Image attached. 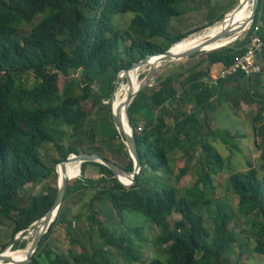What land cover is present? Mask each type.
Wrapping results in <instances>:
<instances>
[{
  "label": "trees",
  "instance_id": "trees-1",
  "mask_svg": "<svg viewBox=\"0 0 264 264\" xmlns=\"http://www.w3.org/2000/svg\"><path fill=\"white\" fill-rule=\"evenodd\" d=\"M126 13L133 17L125 30L118 31L112 19ZM185 13L182 0H0V217L13 224L11 241L18 233L25 234L51 208L57 193L56 165L69 155H79L83 139L94 142L93 134L85 129L88 113L83 102L90 98L99 79L104 87L98 96V110L105 113L100 124L102 134L108 140H123V134L115 130L109 105L112 94L115 102L119 98L114 86L117 75L215 23L186 34L169 33L171 20ZM254 35L264 42V0H258L251 28L239 42L199 53L200 59L190 66L179 65V70L161 75L133 99L128 115L141 164L135 183L126 189L106 167L83 163L73 178L81 175L82 179L68 183L57 216L29 264H119L112 263L109 250L115 251L123 264H229L226 255L233 247L240 250L234 264H242L249 248L238 239V217L248 224L258 221L251 252L264 257V180L247 161L245 172L231 174L228 179L230 192L237 198L236 210L214 199V178L226 166L211 142L239 152L238 139L243 137L228 130L211 131L208 125L223 105L234 111L242 104L256 106L253 144L264 172V90L260 91L264 44L259 74L246 77L239 72L214 87L201 81L213 66L232 64ZM74 74L76 78L69 80ZM27 78L32 79V85L25 84ZM100 98L107 104H101ZM201 129L212 140L200 138ZM46 144L59 155L52 165L41 155ZM120 148L125 158L121 168L131 172L133 162L123 144ZM84 152L108 160L95 149ZM175 153L184 160L176 181L190 173L193 177L183 191L159 182L163 174L172 172L169 156ZM195 155L198 158L192 165ZM88 166L97 169L100 176L92 182L84 181ZM55 172L56 185L30 197L24 206L18 205L24 187L48 180ZM89 188H95V193L85 206V221L90 227L87 246L77 237L81 215H69L68 199ZM104 201L110 208L106 216L111 221L118 219L120 229H113L115 222L109 226L98 219L96 208ZM174 214L179 219L171 225ZM205 215L212 220V229L205 227ZM130 217L142 218L156 227L158 233L150 244L160 255L148 260L144 257L148 243L144 228L130 224ZM57 224L65 225L72 248L66 256L48 247L51 230ZM95 229L99 244L92 240ZM24 247L25 242H17L11 250Z\"/></svg>",
  "mask_w": 264,
  "mask_h": 264
},
{
  "label": "rangeland",
  "instance_id": "rangeland-1",
  "mask_svg": "<svg viewBox=\"0 0 264 264\" xmlns=\"http://www.w3.org/2000/svg\"><path fill=\"white\" fill-rule=\"evenodd\" d=\"M183 8L185 9L186 13L178 18H174L171 20V26L169 28V33L173 35L177 34H186L191 31H195L201 29L202 27L216 22L222 15L229 13L232 9L236 7L238 4V0H182ZM251 8V7H250ZM133 14L126 13L124 15L115 16L112 19V23L118 31H123L127 28L130 20L132 19ZM40 15L36 17L34 20V24L38 22ZM244 36L241 35L236 41L239 40ZM154 43H160V40L153 41ZM235 42V41H234ZM193 45H196V41L193 42ZM202 56L201 54H197L192 56L193 58L181 60L179 62L169 63L168 65L159 69L156 73L155 79L151 82L152 85L155 84L156 80L161 77V75L169 74L174 71L179 70V65H183L185 67L190 66L194 61L200 59L199 57ZM220 65H215L210 69V74H214L217 68ZM204 67V66H202ZM146 73L141 72L139 74V80H142ZM71 79H75L76 76L74 74L71 75ZM73 81V80H72ZM32 79L27 78L25 80V84L30 86L32 85ZM102 80L99 79L98 84H95L92 87V93L90 98L83 102V106L85 111L88 113L86 120H85V129L93 134L94 142H90L89 139H83V151L81 154H87L84 151H92L95 149L98 153L102 156L108 158L109 161L115 163L120 168L125 165V158L121 155L122 151L120 148V144H123V140L121 137L115 140H108L106 137L103 136L101 131V121L105 115V113L100 112L98 110V96L101 95V92L104 90L102 87ZM125 83L124 80L119 81V84L116 86L115 91L118 88V93L120 94V88ZM261 84L262 88L260 89L261 92L264 90V74L261 77ZM180 91V88H178ZM101 104L106 105L107 101L103 100V98L99 99ZM110 102V101H109ZM114 104L116 102L114 101ZM257 107L256 106H246L242 104L239 109L232 110L229 106L223 105L218 109L214 116H211L210 120H208V125L211 131H215L216 129L221 130H228L231 134L239 133L240 136L243 138L238 139L239 145V152L235 151H228L223 145L218 142H211L215 150L221 155V157L225 161V169L224 171L214 178V185L215 190L213 193V197L216 200L221 202H225L232 211L236 210L237 205V198L230 192L228 179L231 174L236 173H243L246 171V162L249 161L254 168L258 171L259 178L264 180V172L260 170V160H259V153L255 150L254 147V131L252 130L253 127L257 126V124L253 123V117L256 115ZM262 123H264V113L262 114ZM202 137H208L212 140L207 131L205 132L204 129H201ZM41 155L44 162L48 163V165H52L53 159H58L59 155L54 150L51 144H46L41 150ZM198 158L197 155L194 156V161L192 165L195 163L196 159ZM169 160L171 162L172 172L165 173L159 178V182L167 184L169 186L176 187L179 191H183L184 189L188 188L192 181L193 177L192 174H187L186 176L182 177L180 180L176 181L175 175L178 171L184 166V160L180 159V153H175L169 156ZM69 165V164H68ZM55 166V165H54ZM55 176V177H54ZM52 176L48 180H44L38 182L36 184L27 185L24 187V190L20 192V199L21 201L18 202L19 206H24V202L32 196L38 195L45 191L47 186L56 185V172L55 175ZM84 181L92 182L96 178L100 177L98 174L97 169L92 166H88L84 172ZM82 179L81 175L76 179ZM73 182V181H72ZM70 183V182H69ZM93 185V184H92ZM99 189V188H96ZM95 188H89L86 191H82L80 193H73L68 199V207L70 216L80 214V234L77 236L79 240L86 242L87 235L89 232V225L86 223V211L85 206L88 204L90 198L94 195ZM24 200V201H23ZM109 205L106 201L101 203L97 206L96 210L98 213V219L109 226L111 222L117 223L114 230L120 229L122 226L118 224V219L115 217L112 219L113 221L108 219L106 216V212H108ZM131 220L130 224L142 226L144 228V234L148 240L146 247L143 249L144 257L148 259H152L155 256L160 255L158 249L153 248L150 244V241L157 235L158 231L155 226L151 225L147 221H143L142 218L137 219V217H130ZM179 216L174 214L172 218L169 220L171 225L174 224V221L178 220ZM204 223L205 227L212 229L213 223L212 220L205 215L204 216ZM250 220V219H249ZM249 222L245 218L238 217L236 220L237 229L236 233L238 234V239L243 243L247 244L249 250L247 249L244 252V255L241 259L242 264H264V257L257 256L256 254L251 252L252 243L255 239L256 234V226L258 221H254V224L247 223ZM13 228V224L7 220H4L0 217V252L2 250V246L11 242V231ZM92 240L96 243H100L96 229L92 232ZM25 245H26V241ZM250 243V244H249ZM48 247L55 253L61 254L66 256L67 253L72 250V248L68 245V237L65 231V225L57 224L55 225L50 233L49 240H48ZM12 251V250H10ZM238 247H233L232 250L226 255V258L229 264H234L237 260V256L239 253ZM109 256L112 263H119L123 264L120 260L118 255L115 251L109 250Z\"/></svg>",
  "mask_w": 264,
  "mask_h": 264
},
{
  "label": "water",
  "instance_id": "water-1",
  "mask_svg": "<svg viewBox=\"0 0 264 264\" xmlns=\"http://www.w3.org/2000/svg\"><path fill=\"white\" fill-rule=\"evenodd\" d=\"M244 5H245L244 0H238V4L236 5V7L234 9H232L229 13L225 14L221 20L215 22L214 24H212L209 27L204 28L203 30L197 31L196 33L189 35L188 37H190L194 34H198V33L207 31V30L211 29L213 26L222 25L225 22L227 16H232L233 14L238 13L240 10H242ZM257 5H258V0H251L250 15H249L248 19H246L240 25V28L237 31H234L232 29H228L227 31H224L223 34L219 35L218 37H213V38L207 40V42L209 44H213L219 40L228 39L231 36H234L237 32H241L240 36L245 34L250 29V27L254 21ZM240 36L235 37L233 42L236 41ZM233 42H229L228 44L226 43L217 49L223 48V47H225V46H227ZM175 44H177V43H175ZM175 44H173L168 50H166L164 52H160V53H157L154 55L147 56L143 60L136 62V63H133L130 67L121 71L115 79L114 86L116 87L119 84V81L121 79V74L128 75L130 71L138 70L142 66L149 64L152 58H156V57L162 58L161 60H159V62L163 63V64L160 65V67H153V69L149 72V74L142 79L143 81H142L140 86H138L134 90L129 87V90H128L127 96H126V101H125V104L123 107H119L117 109H112L111 102L113 99V94H112V97H111L110 102H109L111 117H112V120H113V123L115 126V130L117 131L118 134H120V135L123 134V145L126 148L128 156L131 158V160L133 162L132 171L127 172V171L123 170L122 168H120L119 166H117L115 163H112L111 161H109V160H107V159H105L99 155H96V154H81V155L80 154L79 155L72 154V155H69L67 158L61 160L56 165L55 170H56L58 165H60L61 168L64 169L65 163H67L70 160H74V161L79 162L80 166L83 163H97V164H100V165L106 167L112 173L114 179L124 188L129 189L135 183L136 177L139 175L140 170H141V164L139 162V155L137 152V147H136V143H135V139H134V130L131 127L130 119H129V115H128L129 105L132 103L133 99L143 89L152 86L151 82L155 79L156 73L159 69L168 65L169 63H175V62H179L181 60H186V59H188L194 55L201 53V51H202L201 48L195 47V48L189 49L187 51H184L183 53L173 54V53H171L170 50L172 49V47ZM124 81L126 84H129L127 77H125ZM121 108L124 109V116L126 119V125L129 129L128 133L125 131L124 126H123V117L121 114ZM119 177L130 179L129 180L130 184L129 185L122 184L118 180ZM68 181H69V178L67 177L66 173L64 172L63 176H62L61 183H58L56 185L57 186L56 197H55V200H54L51 208L49 209V211L41 219L35 221L32 225H30L28 227V229L26 230L25 234H22V232H21V233H18L13 238V240L9 243V245L3 251L0 252V262H4L5 264H29L31 262V258L36 253L43 235H45L47 233V231L49 230V228L51 227L52 223L54 222V220L57 216L59 208L63 203L65 192H66L67 185H68ZM38 223H42V226L40 227V231L34 235L32 242L30 244V247H29L28 251L26 252L25 258L23 260H14L13 258L5 257V255H4L5 251L10 250L14 246V244L17 242L22 243V242L26 241L28 239V237L31 236L30 230H32V231L35 230L36 229L35 227ZM17 251L18 250L13 251V253L17 252Z\"/></svg>",
  "mask_w": 264,
  "mask_h": 264
},
{
  "label": "bare ground",
  "instance_id": "bare-ground-1",
  "mask_svg": "<svg viewBox=\"0 0 264 264\" xmlns=\"http://www.w3.org/2000/svg\"><path fill=\"white\" fill-rule=\"evenodd\" d=\"M244 1H245V5L242 8V10H240L236 14H233L232 16H227L225 22L222 25L213 26L211 29H209L207 31H204V32H201L198 34H194L190 37H187V38L181 40L180 42H178L177 44H175L172 47V49L170 50L171 53L179 54V53H183L184 51H187V50L195 48V47L201 48V50H202L201 53L202 52H209V51L217 49L218 46L221 47L222 45H224L226 43L228 44L229 42H233L234 38L240 36L241 32H237L234 36H231L228 39L219 40L213 44H209L207 42V40H209L213 37H218L219 35L223 34V32L227 31L228 29H232L234 31H237L240 28V25L246 19H248L250 12H251V8H250L251 7V0H244ZM194 41H196V45H193ZM161 59L162 58H159V57L152 58L149 64L142 66L138 70H132L129 72L128 75L121 74L120 81L124 80L125 77H127L129 84L124 83L121 86L119 98H118L116 104H114V99H112V102H111L112 109H117L119 107L124 106L129 87L134 90L138 86H140L142 81H143V80H139V74L141 72L146 73V75L143 76V77H146L149 74V72L153 69V67H160V65L163 64V63L159 62V60H161ZM121 114L123 117L124 129L128 133L129 129L126 125V119L124 116V109H122V108H121ZM65 165H66V163H65ZM65 165H64V169L62 168V171H60V165L57 166V170H56V171H58L57 183H61L62 176H63L64 172L66 173L67 177L69 178L68 183L72 180H76L73 178H75L77 176V174L79 173V171L81 169L79 162L74 161V160L69 165H66V166ZM118 180L124 185L130 184V181H129L130 179L119 177ZM41 226H42V223H38L35 227L36 228L35 230H33V231L30 230L31 236L28 237V239L26 240L27 243L23 249L18 250L17 252H14V253H13V251H10L11 249L6 250L5 254H4L5 257L13 258L14 260H23L26 256V252L28 251V249L30 247V244L32 242L34 235L40 231ZM0 264H5V263L0 262Z\"/></svg>",
  "mask_w": 264,
  "mask_h": 264
},
{
  "label": "built area",
  "instance_id": "built-area-1",
  "mask_svg": "<svg viewBox=\"0 0 264 264\" xmlns=\"http://www.w3.org/2000/svg\"><path fill=\"white\" fill-rule=\"evenodd\" d=\"M256 31L257 28L254 29V32ZM263 44L264 42L258 36H252L248 45L245 47V52L240 57L236 58L227 67L219 66L214 74L209 73L208 77L201 81L208 87H214L220 81H224L239 72L243 73L246 77L259 74L262 69L260 56Z\"/></svg>",
  "mask_w": 264,
  "mask_h": 264
}]
</instances>
